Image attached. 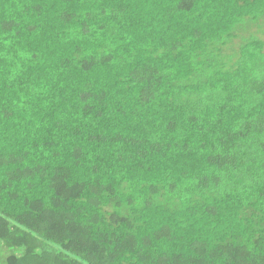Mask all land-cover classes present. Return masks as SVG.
<instances>
[{
    "label": "trees",
    "instance_id": "trees-1",
    "mask_svg": "<svg viewBox=\"0 0 264 264\" xmlns=\"http://www.w3.org/2000/svg\"><path fill=\"white\" fill-rule=\"evenodd\" d=\"M263 24L0 0V264H264Z\"/></svg>",
    "mask_w": 264,
    "mask_h": 264
},
{
    "label": "rangeland",
    "instance_id": "rangeland-1",
    "mask_svg": "<svg viewBox=\"0 0 264 264\" xmlns=\"http://www.w3.org/2000/svg\"><path fill=\"white\" fill-rule=\"evenodd\" d=\"M263 26H264V24H263ZM253 30H255V28ZM258 36L264 39V34H261L260 33ZM235 42L236 43H239V40L238 39H235Z\"/></svg>",
    "mask_w": 264,
    "mask_h": 264
}]
</instances>
